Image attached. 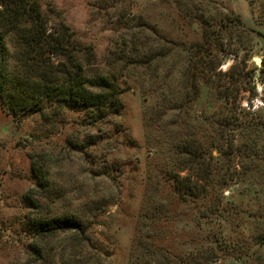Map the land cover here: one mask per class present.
I'll return each mask as SVG.
<instances>
[{"label": "rangeland", "instance_id": "1", "mask_svg": "<svg viewBox=\"0 0 264 264\" xmlns=\"http://www.w3.org/2000/svg\"><path fill=\"white\" fill-rule=\"evenodd\" d=\"M39 2L23 57L109 75L122 111L0 105V264H131L139 239L159 264H264V0ZM58 216L83 230L41 234Z\"/></svg>", "mask_w": 264, "mask_h": 264}, {"label": "trees", "instance_id": "2", "mask_svg": "<svg viewBox=\"0 0 264 264\" xmlns=\"http://www.w3.org/2000/svg\"><path fill=\"white\" fill-rule=\"evenodd\" d=\"M45 33L39 0H0V105L3 110L15 120L46 111L60 114L63 110L83 112L92 122H101L110 114L120 115L122 90L109 75L90 78L75 61L71 63L72 69L63 65V69L55 70L51 65L23 57L29 55L34 45L45 43ZM8 37L19 49L18 62H10ZM48 44L47 51L56 54L59 47ZM259 132L264 138V125L259 126ZM187 152L186 148H178L175 154ZM82 224L75 216H58L39 227L41 234L54 235L82 231ZM262 239L264 241V236ZM137 246L131 264L141 261L142 264H159L150 259V248L142 239ZM156 253L157 249L151 251L152 255ZM145 256L148 259L143 261ZM163 258L165 264H176L168 252L163 253Z\"/></svg>", "mask_w": 264, "mask_h": 264}, {"label": "bare ground", "instance_id": "3", "mask_svg": "<svg viewBox=\"0 0 264 264\" xmlns=\"http://www.w3.org/2000/svg\"><path fill=\"white\" fill-rule=\"evenodd\" d=\"M257 60H258V59H257ZM257 60H256V61H257ZM259 62H260V61L258 60V62H257V63H259Z\"/></svg>", "mask_w": 264, "mask_h": 264}, {"label": "water", "instance_id": "4", "mask_svg": "<svg viewBox=\"0 0 264 264\" xmlns=\"http://www.w3.org/2000/svg\"><path fill=\"white\" fill-rule=\"evenodd\" d=\"M258 59V58H257ZM256 61V60H255ZM258 62V60L256 61V63Z\"/></svg>", "mask_w": 264, "mask_h": 264}]
</instances>
